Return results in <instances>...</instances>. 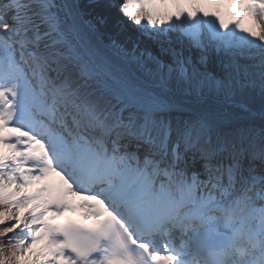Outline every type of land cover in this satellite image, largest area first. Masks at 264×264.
Listing matches in <instances>:
<instances>
[{
  "label": "snow or ice",
  "instance_id": "obj_1",
  "mask_svg": "<svg viewBox=\"0 0 264 264\" xmlns=\"http://www.w3.org/2000/svg\"><path fill=\"white\" fill-rule=\"evenodd\" d=\"M0 264H264V0H0Z\"/></svg>",
  "mask_w": 264,
  "mask_h": 264
}]
</instances>
